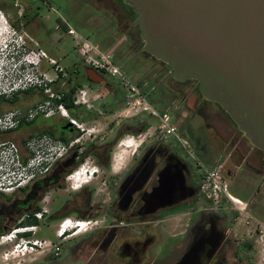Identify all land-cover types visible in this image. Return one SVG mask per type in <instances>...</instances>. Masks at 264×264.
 <instances>
[{
  "label": "flooded vegetation",
  "instance_id": "1",
  "mask_svg": "<svg viewBox=\"0 0 264 264\" xmlns=\"http://www.w3.org/2000/svg\"><path fill=\"white\" fill-rule=\"evenodd\" d=\"M79 1H85L95 12L99 10L93 3H97L101 14L114 24L117 33L121 32L123 42L106 48L113 64L119 49L125 65L135 55L154 59L143 52L140 31L134 25L137 15L123 0ZM25 16L22 13L18 20L23 21ZM0 20L6 21L4 15ZM72 31L74 38L80 37L82 46L88 43ZM79 53L73 64L52 65L55 77L42 100L29 108L0 114L12 113L11 120L16 122L0 131L4 135L0 136L17 140L0 139V143H14L23 163L35 155H51L54 159L48 173L26 188L9 195L0 193V236L13 229L36 226L34 232L18 234L12 242L0 244L1 257L6 254L5 260L11 255L14 258L21 240L29 244L39 240L42 222L61 221L74 214L75 219L87 218L96 224L52 264H259L257 242L264 234L263 152L249 142L219 105L202 97L197 81L176 80L163 62L154 59L162 66L152 77L124 76L127 84H123L89 67L83 53ZM118 69L123 76V67ZM0 97V107L19 100L14 93L10 98ZM137 98V105L143 106L135 112ZM60 106L66 117L61 115ZM151 112L168 113L178 139L168 136L143 140L122 171L111 174L112 153L122 141L121 136L146 131L150 118L157 121ZM39 119L51 120L52 124L21 135L15 133ZM29 147L34 148L33 153H27ZM87 157L95 164L92 171L85 166L91 180L99 170L112 176L108 199H95L97 189L89 184L90 180L75 190L70 211H64L70 199L55 213L49 207L38 206L45 191L61 189L67 173ZM213 170H217L231 197L238 199L230 191L241 195L238 201L242 207L225 195L214 198L211 190H201L206 172ZM155 194L159 200L153 199ZM37 208L46 210L41 220L33 216L39 212ZM33 218L36 223L29 225ZM172 226L175 233L170 230ZM69 258L70 263H66ZM42 262L46 264V259Z\"/></svg>",
  "mask_w": 264,
  "mask_h": 264
},
{
  "label": "rangeland",
  "instance_id": "2",
  "mask_svg": "<svg viewBox=\"0 0 264 264\" xmlns=\"http://www.w3.org/2000/svg\"><path fill=\"white\" fill-rule=\"evenodd\" d=\"M93 4L99 10V14L90 5L87 6L85 1L79 0H0V15H4L6 19L5 22H2L5 27L3 36H0V96L7 95L10 98L11 94L14 93L18 94L19 98L12 105H2L0 107V114L10 110L29 108L42 100L43 95H48L50 91L48 84L55 77L52 65L58 64L63 67V65L73 64L78 60L77 53L81 55L79 52L83 53L85 59L95 57L97 54H106L108 52L106 48L111 44H121L123 42L121 41L123 37L121 32L117 33L114 24L101 14L102 11L96 6L97 3ZM22 13H25L26 16L23 21H19L18 19ZM94 13H96L95 16ZM70 28L79 36L90 41L87 43L89 45L87 48L82 46L80 37L74 38V35L67 34L66 29L69 30ZM100 31L101 33H99ZM120 56L121 49L118 50V58L114 59L113 62L116 66L123 67V77L131 79H135L137 76V79H140L146 76V74L148 77H152L156 69L162 66L154 59L149 57L144 58L140 55L133 56L131 63L125 65L127 63L126 60L120 58ZM25 61H30L34 65ZM26 76H30L32 83L24 81V78L28 80ZM30 88L33 91L27 90ZM137 100L140 102L137 98L134 106L135 112L139 111L140 107L143 106L137 105ZM145 114L144 116L149 117L147 113ZM150 120V127L146 131L140 134L121 136L120 141L128 140L137 146L143 140L153 141V139H156L159 124L151 118ZM51 124V120L39 119L31 127L24 128L15 133L21 135L32 130L48 128ZM0 139L17 141L10 137L0 136ZM134 149L136 147L125 148L117 146L113 150L111 174L117 175L122 171ZM120 153L123 156H120L121 158L118 160ZM116 162L119 163L117 164L118 171L113 170ZM83 163L91 171L94 170L95 164L92 163L91 157H87L79 166ZM76 168L78 167L76 166ZM87 175L89 176L88 172ZM109 178H112L109 173H103L102 170H99L90 181L89 184H93L97 189L95 191L96 200L102 201L108 199L111 189L108 187ZM71 185L64 178L61 182V189H47L43 202L38 204V206L49 207L51 213H55L62 209L67 200L70 199L71 202H69L68 207L64 210L65 212L70 211L74 208L72 201L76 197L74 194L76 191L72 190ZM230 194L238 197V199L241 198V195L232 191H230ZM49 201L50 205L47 204ZM236 205L243 206L241 204ZM67 217L75 219L74 214H68ZM99 220H102V218L99 217ZM59 221L60 219L52 222H42L40 232L37 235L39 241L46 239L52 242H59L55 237V230ZM173 222L175 223L176 221ZM170 230H172V233L176 232L174 226ZM80 235L67 238L62 243V249L58 252L60 253L59 255H53L54 250L42 246L37 247L33 252L27 253L23 251V247L21 246L16 247L14 258L11 255L5 260L4 256L6 254L1 257L2 253H0V264H34L37 262L45 264L42 262L44 259H46V264L58 262L63 250L80 239ZM257 245L259 264H264V234H262ZM22 253L24 255H21ZM48 253L50 254L49 257L46 256ZM70 261L71 258L65 262L70 263ZM74 264H80V262L77 261Z\"/></svg>",
  "mask_w": 264,
  "mask_h": 264
},
{
  "label": "water",
  "instance_id": "3",
  "mask_svg": "<svg viewBox=\"0 0 264 264\" xmlns=\"http://www.w3.org/2000/svg\"><path fill=\"white\" fill-rule=\"evenodd\" d=\"M123 1L137 15L143 52L176 80L197 81L264 154V0Z\"/></svg>",
  "mask_w": 264,
  "mask_h": 264
},
{
  "label": "built area",
  "instance_id": "4",
  "mask_svg": "<svg viewBox=\"0 0 264 264\" xmlns=\"http://www.w3.org/2000/svg\"><path fill=\"white\" fill-rule=\"evenodd\" d=\"M68 34L74 35L71 29H69ZM83 46L87 48L89 45L86 43L83 44ZM86 64L93 69L107 73L113 78H118L119 81L123 84H127L125 77L120 74L118 67L112 63L111 56L108 53L97 54L95 57H88L86 58ZM131 90L132 93H136L134 89L131 88ZM138 102L139 101L137 100V103ZM59 109L61 115L66 117L67 114L65 109H63L61 106L59 107ZM150 114L152 117L157 119V122L159 124L156 139L162 140L168 136H176L174 126L170 122L168 113L157 115L154 112H151ZM12 116V113H9L0 117V131L8 130V126L12 123L16 124V122H12ZM71 122L74 123L73 121ZM176 138L178 139L177 136ZM124 142L125 141L122 140L119 146ZM33 152L34 148L29 147L27 153ZM53 164L54 159L51 155H48L46 158H44L43 156L35 155L31 159H28L25 163H23L21 161L20 152L14 143H0V193L9 195L17 189L26 188L31 181L47 174ZM82 173L84 175L87 173V168L85 167L84 163L78 166V168L74 169L66 177V180L72 184L71 188L73 187V181L80 178ZM201 190L208 193L209 190H211V196H213L214 198L219 197L221 194L225 195L235 203L233 197H231L227 193L226 184L218 174L217 170L206 172L204 182L201 185ZM44 212H46V210L45 208H42L41 211L35 213L33 216L37 220H41ZM95 224L96 221L91 219H71L70 217H67L58 222L57 228L55 230V237L59 242H52L50 240L42 239L40 241L35 240L31 244H29L27 241L21 240V245L18 247L22 246L23 251L30 253L37 249V247L42 246L45 248H51V250H54V254H56L59 252L60 244L75 233L72 228H76V230L83 229L82 233H84ZM35 230L36 226L13 229L9 233L0 236V244L10 243L18 234L34 232Z\"/></svg>",
  "mask_w": 264,
  "mask_h": 264
},
{
  "label": "bare ground",
  "instance_id": "5",
  "mask_svg": "<svg viewBox=\"0 0 264 264\" xmlns=\"http://www.w3.org/2000/svg\"><path fill=\"white\" fill-rule=\"evenodd\" d=\"M3 30H5L4 24L2 23V20H0V36H3ZM120 146L125 147V148H130V147H135L134 144H132V142L126 140L124 143H122ZM118 162H116V164L114 165V169L115 171L118 169ZM91 180V177H89L87 174L86 176H84V174L82 173L81 177L78 178L77 180L73 181L74 186L72 187L73 190H78L79 188H81L84 184L88 183ZM235 203L240 204V202L236 199L233 198ZM75 233L71 236H77L79 234H82L83 229H79L76 230V228H72ZM70 236V237H71Z\"/></svg>",
  "mask_w": 264,
  "mask_h": 264
},
{
  "label": "trees",
  "instance_id": "6",
  "mask_svg": "<svg viewBox=\"0 0 264 264\" xmlns=\"http://www.w3.org/2000/svg\"><path fill=\"white\" fill-rule=\"evenodd\" d=\"M27 90H30V91H33L31 88L30 89H27ZM40 90H42V89H40ZM17 93V92H16ZM27 94V93H26ZM18 94H16V96H17ZM2 97H0V99H1ZM16 99H17V97H16ZM0 103H1V100H0ZM76 168V167H75ZM75 168H73L71 171H69L70 173L75 169ZM69 173V174H70ZM37 211H39L40 209L39 208H37L36 209ZM36 223V219L35 218H33V221H31V222H28V224L29 225H31V224H35Z\"/></svg>",
  "mask_w": 264,
  "mask_h": 264
},
{
  "label": "clouds",
  "instance_id": "7",
  "mask_svg": "<svg viewBox=\"0 0 264 264\" xmlns=\"http://www.w3.org/2000/svg\"><path fill=\"white\" fill-rule=\"evenodd\" d=\"M24 58H25V57H24ZM22 60H23V57H22ZM25 62H28V63L31 64V65H34V64L31 63L30 61H25ZM18 80H19V79H18ZM24 81H26V83H32V81H27L26 79H24ZM24 81H23V82H24ZM23 82H22V83H23Z\"/></svg>",
  "mask_w": 264,
  "mask_h": 264
},
{
  "label": "crops",
  "instance_id": "8",
  "mask_svg": "<svg viewBox=\"0 0 264 264\" xmlns=\"http://www.w3.org/2000/svg\"><path fill=\"white\" fill-rule=\"evenodd\" d=\"M132 144H134V143H132ZM134 146H135V145H134ZM135 147H137V146H135ZM120 156L122 157L123 154H121V153L119 154V156H118V160L121 158ZM115 164H116V163H115Z\"/></svg>",
  "mask_w": 264,
  "mask_h": 264
}]
</instances>
